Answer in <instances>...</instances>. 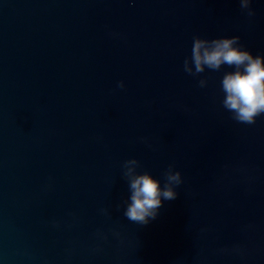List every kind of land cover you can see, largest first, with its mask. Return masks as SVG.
I'll return each instance as SVG.
<instances>
[{
	"label": "water",
	"instance_id": "95a60500",
	"mask_svg": "<svg viewBox=\"0 0 264 264\" xmlns=\"http://www.w3.org/2000/svg\"><path fill=\"white\" fill-rule=\"evenodd\" d=\"M251 7L0 0V264H264V115L223 108L228 66L183 70L195 35L264 56V0ZM129 158L183 177L147 225L116 208Z\"/></svg>",
	"mask_w": 264,
	"mask_h": 264
},
{
	"label": "clouds",
	"instance_id": "9594fccd",
	"mask_svg": "<svg viewBox=\"0 0 264 264\" xmlns=\"http://www.w3.org/2000/svg\"><path fill=\"white\" fill-rule=\"evenodd\" d=\"M240 9L247 17L255 15L251 4L253 0H238ZM233 69L223 74L220 89L223 93L221 101L223 108L231 113V118L239 124L254 125L257 118L264 115V56L253 55L241 43L239 36L220 37L215 39L193 36L191 55L183 62V70L192 77H199L205 69L220 71L223 66ZM207 79L200 78L198 86H207ZM117 88H125L124 81L117 83ZM122 176L127 181L129 195L116 208H124V216L131 222L147 225L155 220L163 201L175 200L177 188L183 184L180 171L174 164H169L161 179L154 177L148 171H139L142 167L136 158L123 161ZM107 215V209H101ZM54 226H58L54 225ZM102 240L107 236L97 233ZM112 235L119 239L120 233L113 231ZM233 252L242 254V249L236 246Z\"/></svg>",
	"mask_w": 264,
	"mask_h": 264
}]
</instances>
